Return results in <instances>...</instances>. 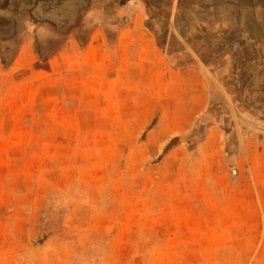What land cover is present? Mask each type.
Segmentation results:
<instances>
[{"label":"rangeland","instance_id":"374dc122","mask_svg":"<svg viewBox=\"0 0 264 264\" xmlns=\"http://www.w3.org/2000/svg\"><path fill=\"white\" fill-rule=\"evenodd\" d=\"M0 264H264V0H0Z\"/></svg>","mask_w":264,"mask_h":264},{"label":"crops","instance_id":"0c3cea01","mask_svg":"<svg viewBox=\"0 0 264 264\" xmlns=\"http://www.w3.org/2000/svg\"><path fill=\"white\" fill-rule=\"evenodd\" d=\"M140 2L141 1H137V3L136 4H134L135 5V9L138 11V9H139V5H140ZM140 10V9H139ZM218 28H220V29H225V27H223L222 25H220V26H218ZM226 68V61H222L221 63H220V65H219V67H218V69H217V71H224V69ZM212 71H216L215 69H212ZM216 71V72H217Z\"/></svg>","mask_w":264,"mask_h":264},{"label":"water","instance_id":"95a60500","mask_svg":"<svg viewBox=\"0 0 264 264\" xmlns=\"http://www.w3.org/2000/svg\"><path fill=\"white\" fill-rule=\"evenodd\" d=\"M240 48H241V44H240L239 41L234 42V43L230 46V49H231L232 51H236V50H238V49H240Z\"/></svg>","mask_w":264,"mask_h":264},{"label":"trees","instance_id":"16d2710c","mask_svg":"<svg viewBox=\"0 0 264 264\" xmlns=\"http://www.w3.org/2000/svg\"><path fill=\"white\" fill-rule=\"evenodd\" d=\"M4 65H6V64H4Z\"/></svg>","mask_w":264,"mask_h":264}]
</instances>
